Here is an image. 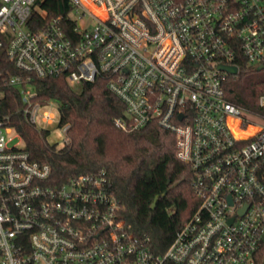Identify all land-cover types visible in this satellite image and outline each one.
I'll list each match as a JSON object with an SVG mask.
<instances>
[{
	"label": "built area",
	"instance_id": "1",
	"mask_svg": "<svg viewBox=\"0 0 264 264\" xmlns=\"http://www.w3.org/2000/svg\"><path fill=\"white\" fill-rule=\"evenodd\" d=\"M69 1L70 22L35 28V0H0V76L2 55L27 74L7 79L27 121L50 132L39 121L55 118L30 73L103 76L125 104L117 127L156 121L175 133L199 205L156 251L122 217L104 169L53 182L0 118V264H264V91L245 112L224 89L240 58L264 66V0Z\"/></svg>",
	"mask_w": 264,
	"mask_h": 264
},
{
	"label": "trees",
	"instance_id": "2",
	"mask_svg": "<svg viewBox=\"0 0 264 264\" xmlns=\"http://www.w3.org/2000/svg\"><path fill=\"white\" fill-rule=\"evenodd\" d=\"M71 10L69 0H35L30 23L40 28L58 17L70 22ZM1 64L9 65L10 70L2 69L0 76V118H6L21 136L30 157L48 163L56 183L104 169L122 217L134 232L148 236L156 251H164L199 205L191 186L192 170L177 157L175 133L156 121L136 130L117 127L115 119L124 116L125 104L108 88L103 76L84 81L80 90H75L64 75L38 77L30 73L29 83L37 97L44 103L55 102L60 127L68 125L70 142L62 147L51 144L47 141L50 132L39 130L24 116L19 87L7 82L10 75L27 74L14 68L6 55H2ZM240 65L239 74L224 81L225 96L245 112H257L264 77L247 78L250 64L240 58ZM164 191L166 196H160L152 209L155 195Z\"/></svg>",
	"mask_w": 264,
	"mask_h": 264
},
{
	"label": "rangeland",
	"instance_id": "3",
	"mask_svg": "<svg viewBox=\"0 0 264 264\" xmlns=\"http://www.w3.org/2000/svg\"><path fill=\"white\" fill-rule=\"evenodd\" d=\"M250 71L247 75V78H254V79H261L264 77V69L257 70L255 64L250 65ZM73 88L75 90H80L81 86L80 83H71ZM45 109L51 110L54 115V121L51 124H44L41 121H39V125L44 126L50 130V134L47 137V141L51 144L56 143L59 147H62L64 145V139L65 134L62 130V128L59 125L60 120V114L56 103H53L49 107H46ZM8 137L12 139L11 144H19L22 146L24 144L23 140L20 139L17 135V131L14 129L9 134Z\"/></svg>",
	"mask_w": 264,
	"mask_h": 264
},
{
	"label": "water",
	"instance_id": "4",
	"mask_svg": "<svg viewBox=\"0 0 264 264\" xmlns=\"http://www.w3.org/2000/svg\"><path fill=\"white\" fill-rule=\"evenodd\" d=\"M222 69H225L226 71H228L229 73H236L237 72V68L235 66L233 67H230V66H224V65H221L220 66ZM264 66L263 65H260L257 67V70H261L263 69ZM167 194V191H164L163 193L161 194H156L155 197H154V200L151 204V208L152 209H155L156 208V205H157V202H158V199L160 198V196H166Z\"/></svg>",
	"mask_w": 264,
	"mask_h": 264
}]
</instances>
